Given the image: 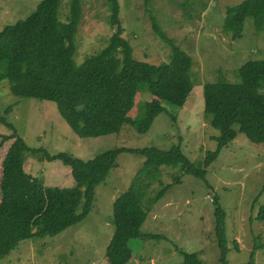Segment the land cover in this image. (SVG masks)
<instances>
[{"label": "rangeland", "instance_id": "1", "mask_svg": "<svg viewBox=\"0 0 264 264\" xmlns=\"http://www.w3.org/2000/svg\"><path fill=\"white\" fill-rule=\"evenodd\" d=\"M41 1L0 0V31L27 18ZM118 1L122 34L132 47V56L153 65L170 61L171 47L155 33L154 18L162 32L192 58L193 90L182 108L167 106L144 134L124 125L117 134L80 138L54 102L14 96L9 82L1 81L0 116L13 124L30 148L41 150L27 154L24 169L47 186L70 188L75 181L69 167L61 161H47L45 153L65 152L87 161L117 148L155 147L167 151L180 146L190 161H203L207 151L216 150L219 135L204 118V85L219 78L240 83L238 69L244 63L264 60V25L256 29L254 15L246 18L240 39L233 40L224 29L227 7L243 0H151L148 4L146 0ZM252 4L254 14L264 17L262 0H253ZM111 13L112 6L105 0H82L83 15L75 36L77 64L107 45L114 33ZM68 14L69 0H62L60 20L65 22ZM152 99L149 92H138L128 117L143 119L145 103ZM11 134L12 130L0 121V180L12 142L4 136ZM144 160L139 155L121 153L117 167L96 188L86 219L55 237L21 242L0 259V264H109L106 248L114 232V201L132 184ZM180 168L162 166L158 179L146 189L143 204L150 210L141 232L158 234L162 239L131 240L133 257L128 264H182L180 250L197 253L202 264H221L214 232L218 206L226 213L228 264H264V222L258 219L264 209V143H252L240 133L207 169L206 181ZM165 186L162 197L151 204L150 200Z\"/></svg>", "mask_w": 264, "mask_h": 264}, {"label": "trees", "instance_id": "2", "mask_svg": "<svg viewBox=\"0 0 264 264\" xmlns=\"http://www.w3.org/2000/svg\"><path fill=\"white\" fill-rule=\"evenodd\" d=\"M105 1L112 6L110 22L114 33L103 49L87 56L81 64L76 63L74 55L75 36L83 15L82 0H69L65 22L59 16L62 0H42L27 18L0 31V82L8 81L14 96L54 102L80 138L117 134L124 125L144 134L167 106L182 108L195 84L192 58L162 32L154 18L155 33L171 47L170 61L153 65L136 60L122 34L119 1ZM150 2L146 0V4ZM252 2L243 0L227 7L224 29L233 40L242 38L248 16L254 15L256 29L264 25V17L254 14ZM238 73L240 83L219 78L204 85V118L219 135L216 150L207 151L203 161H190L180 146L167 151L155 147L117 148L87 161L65 152L45 153L47 161H61L71 169L75 185L70 188L47 186L41 178L25 171L27 154L41 150L30 148L13 124L0 116V121L12 130L11 135L4 136L12 142L2 164L0 180V259L23 241L55 237L86 219L96 188L117 167L121 153L139 155L145 160L132 184L114 201L111 219L114 232L106 248L108 263L128 264L133 257L129 243L135 238L162 239L161 235L141 232L150 210L143 204L146 189L158 179L162 166L181 165L185 174L206 181L207 169L240 133L252 143H264V91H261L264 60L247 61ZM141 91L149 92L154 99L145 103L146 114L136 121L128 117V112L135 95ZM166 188L150 203L157 202ZM225 218L224 209L218 206L214 232L221 264H228L229 253ZM258 219L264 222V209ZM179 253L182 264H202L197 253L181 250Z\"/></svg>", "mask_w": 264, "mask_h": 264}]
</instances>
